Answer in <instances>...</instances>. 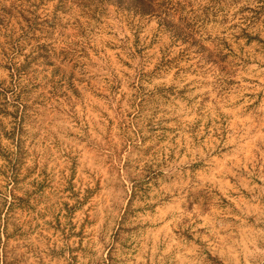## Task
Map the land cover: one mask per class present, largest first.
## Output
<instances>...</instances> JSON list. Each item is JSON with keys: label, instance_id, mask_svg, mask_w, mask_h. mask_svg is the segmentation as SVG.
<instances>
[{"label": "rangeland", "instance_id": "obj_1", "mask_svg": "<svg viewBox=\"0 0 264 264\" xmlns=\"http://www.w3.org/2000/svg\"><path fill=\"white\" fill-rule=\"evenodd\" d=\"M0 264H264V0H0Z\"/></svg>", "mask_w": 264, "mask_h": 264}, {"label": "trees", "instance_id": "obj_2", "mask_svg": "<svg viewBox=\"0 0 264 264\" xmlns=\"http://www.w3.org/2000/svg\"><path fill=\"white\" fill-rule=\"evenodd\" d=\"M144 12V11H143ZM145 13H147V12H145Z\"/></svg>", "mask_w": 264, "mask_h": 264}]
</instances>
